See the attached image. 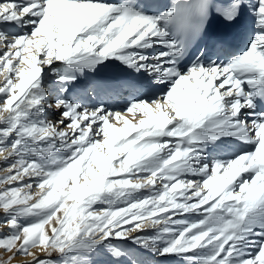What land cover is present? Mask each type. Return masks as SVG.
<instances>
[{"label":"snow or ice","instance_id":"obj_1","mask_svg":"<svg viewBox=\"0 0 264 264\" xmlns=\"http://www.w3.org/2000/svg\"><path fill=\"white\" fill-rule=\"evenodd\" d=\"M0 213V264H264V0H0Z\"/></svg>","mask_w":264,"mask_h":264},{"label":"bare ground","instance_id":"obj_2","mask_svg":"<svg viewBox=\"0 0 264 264\" xmlns=\"http://www.w3.org/2000/svg\"><path fill=\"white\" fill-rule=\"evenodd\" d=\"M251 28H250V26H248L247 25V27H246V36L248 35V34H250V32H251ZM246 39H247V37H246ZM106 74H108V75H111V72H108V73H106ZM234 147H235V142H225V144L223 145V150L224 151H226V152H230V151H232L233 149H234ZM242 147H245V146H242ZM191 219L193 218L192 217V214H187ZM182 218V217H181Z\"/></svg>","mask_w":264,"mask_h":264},{"label":"rangeland","instance_id":"obj_3","mask_svg":"<svg viewBox=\"0 0 264 264\" xmlns=\"http://www.w3.org/2000/svg\"><path fill=\"white\" fill-rule=\"evenodd\" d=\"M49 118H50V119H53V120H56V119L59 118V114H58V113H51V112H50V114H49ZM0 216H2V213H0ZM192 217H193L192 219L195 218L194 216H192ZM4 231H7V229H5ZM53 259L55 260L56 257L54 256ZM160 259H163V258H160ZM13 264H16V262L14 261Z\"/></svg>","mask_w":264,"mask_h":264}]
</instances>
